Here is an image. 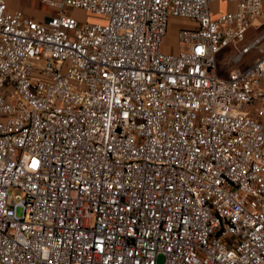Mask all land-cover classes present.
Wrapping results in <instances>:
<instances>
[{"label":"built area","instance_id":"2783aa9c","mask_svg":"<svg viewBox=\"0 0 264 264\" xmlns=\"http://www.w3.org/2000/svg\"><path fill=\"white\" fill-rule=\"evenodd\" d=\"M38 1L0 0V264H264V0Z\"/></svg>","mask_w":264,"mask_h":264},{"label":"rangeland","instance_id":"374dc122","mask_svg":"<svg viewBox=\"0 0 264 264\" xmlns=\"http://www.w3.org/2000/svg\"><path fill=\"white\" fill-rule=\"evenodd\" d=\"M22 1V0H21ZM30 8V16H44L46 14H49L50 13V10L49 8L47 9V7H45L44 5H39L38 3L36 2H32L29 6ZM66 11L68 12H72L75 16V18L78 20V21H83L85 19H93L95 18L94 16L90 15V14H87V13H83L81 10L79 9H69L67 8ZM170 25H175V26H189L188 22H185V21H182V20H177V19H172L170 21ZM264 25H260L259 24V21L258 19H256L254 21V25L253 27H250L247 31H246V38L244 41L248 40L249 38H251L253 35H255L256 33L260 32L262 30ZM172 28L168 31L167 35L165 36L164 38V41L170 43L172 42ZM231 48H225L223 49L222 51H220L217 56H216V59H217V67H218V74L221 75V74H224V73H227L228 69H229V63H227L226 61V58L228 57V53ZM251 54H248V55H245V59L246 57H249ZM17 213L19 214V211H17ZM162 261V255L161 254H158L157 257H156V263L157 264H160Z\"/></svg>","mask_w":264,"mask_h":264},{"label":"crops","instance_id":"0c3cea01","mask_svg":"<svg viewBox=\"0 0 264 264\" xmlns=\"http://www.w3.org/2000/svg\"><path fill=\"white\" fill-rule=\"evenodd\" d=\"M6 7L8 9H20L26 16L33 18V19H40L43 16H30L29 14L31 13L30 11V4L34 1L36 3H38L39 5L42 6V4L38 1V0H4ZM209 8H210V12L211 15H215L218 12L224 11V10H232L234 8V4L233 3H229V2H225V1H213L209 4ZM48 9V8H47ZM50 10V13H52V10ZM172 19H177V20H182L185 22H188L189 26H175V25H170V21ZM192 22L190 20H187L185 18H180V17H170L168 20V24H167V28H166V33L163 36V40H162V44H161V49L165 52L169 51V52H175L178 49L176 40H175V31L177 28L180 27H190L192 26ZM172 28V42L168 43L166 41H164L165 36L167 35L168 31ZM226 73L221 74V76H224Z\"/></svg>","mask_w":264,"mask_h":264}]
</instances>
